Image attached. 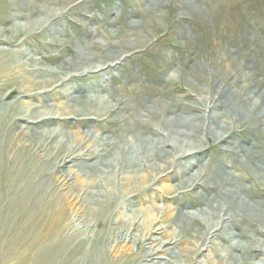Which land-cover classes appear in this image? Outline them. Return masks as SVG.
<instances>
[{"label": "rangeland", "instance_id": "374dc122", "mask_svg": "<svg viewBox=\"0 0 264 264\" xmlns=\"http://www.w3.org/2000/svg\"><path fill=\"white\" fill-rule=\"evenodd\" d=\"M2 32L11 38L5 40ZM109 49H119L123 56L112 63L106 55ZM40 60L42 64L38 66L63 65L73 73L102 64L104 69L100 72L76 76L75 80L72 77L67 86L46 93L49 96L46 104L57 106L72 98L69 87L82 83L90 85L85 93L96 101L114 105L116 111L108 116L107 123L95 119L90 127H82L92 130L95 141L104 137L130 147L134 143L132 139L147 136L160 126L159 120L171 114L173 102L181 103L191 114L200 113L201 99L216 101L227 88L238 105L251 97L258 100L253 114L256 115L258 109H264V0H0V91L8 95L0 103L2 128L10 127L12 106L42 105L45 99L40 93L33 92L32 96H22L17 91L10 93L14 88L7 90L2 86L7 76L1 73V67L19 70L29 64L34 67ZM247 94L251 97L243 100ZM227 108L224 103L219 110L213 109L215 114H225L224 120L233 125L225 141L213 140L202 129L192 131L188 138H203L205 151L194 165L202 169L201 161L210 157L211 165L205 171L211 176L183 199L192 210L198 211L206 207L217 213L224 205L228 210L220 213L226 219L209 239L200 241L199 246L206 249L197 262L180 256L169 257L168 264H202V261L248 264L236 261V255L247 252L248 248L264 249V123L256 116L252 118L256 122L250 119L252 124L232 119ZM179 111L180 108L176 110ZM103 122L109 128L98 131ZM59 124L65 131L78 129V125L67 120H60ZM248 147H252V155H247ZM21 152L24 161L41 167L13 169L31 183L48 189L44 199H52L54 205L44 209L0 208V264H38L41 255L47 257L46 264H146L142 255L147 241L143 238L151 231L152 218L158 216L162 221L174 217L169 216L176 205L172 204L176 201L172 198L174 193L169 194L163 184L183 180L180 159L167 167L158 182L133 190L124 187L129 182L125 183L122 172L111 176L109 173L111 179L101 170L93 172L94 179L88 186L105 191L104 178L109 179L114 183V196L105 199L103 208L89 207L85 197V205L89 207L86 211L79 209L76 200L59 187L61 173L54 170L52 158ZM82 161H76L78 166L73 168L85 177L88 171L79 168ZM224 169L233 170L230 171L238 176V182L243 186L248 184L250 191L241 190L234 198L222 194L218 186ZM99 183L103 186L98 188ZM83 192L80 196L84 197ZM242 201L245 205L238 207ZM174 227L171 226L170 232L178 234ZM123 234L128 244L119 250L115 241ZM181 238L174 250L196 245L193 237ZM249 262L264 264V254Z\"/></svg>", "mask_w": 264, "mask_h": 264}, {"label": "bare ground", "instance_id": "6f19581e", "mask_svg": "<svg viewBox=\"0 0 264 264\" xmlns=\"http://www.w3.org/2000/svg\"><path fill=\"white\" fill-rule=\"evenodd\" d=\"M2 37L5 40L11 38L9 34H4ZM85 48L88 50L90 49L88 46H85ZM106 55L108 59H111L112 63L115 62L113 59H119L123 56L119 49H109ZM41 61L42 60H40V62L36 61L37 63L34 67H29V65H31L29 64L28 67L19 70L18 68L8 70L5 66L1 67V73L6 74L7 76V80H5V84L2 86H5L6 89L11 87L14 88L11 92L9 91L10 93L17 91L23 93L22 96H32L34 93H40L45 100L42 105L39 104L41 106L33 103H30L26 107H22L21 105L12 106L9 110L13 114L10 119L11 124L9 129L5 128V131V129L0 126V208L44 209V207L54 205L52 199L48 201H45L44 199V196L48 194V189L44 187L42 188L41 184L31 183L26 179L24 174L16 172L13 169L17 167L21 169L39 165L31 161H24L22 157L24 153L21 152L22 150L25 152L27 151L28 154L36 155V153H41V155L47 156V158H52L54 160V170L61 173L59 176V187L64 191L65 195L68 194L70 197L72 196L73 200H76L75 204H79V209H86V211L89 209L90 205L100 208L105 207V199L114 194L112 190L114 183H110L109 179L107 180L104 178L105 191L100 192V190H96L95 187L88 186L91 179H94L93 172L96 173L101 170L108 175L106 178H110L112 174L114 175L117 172H122L124 175H122V178L125 180V183L129 182V184L127 186L124 185V187L133 190L135 188L145 187L146 185L149 186L158 182L159 179L161 180L162 174L167 167H172L173 163L180 159L179 170L182 173L180 174L182 175L183 180L177 184H163V187L169 191V194L172 195L174 193L172 198L176 201L172 202V204L176 203V205L171 209L172 213L169 215L174 217H166L168 219L162 221L161 218L158 219V216L152 218L150 225L151 231L143 238V241H147V243L145 244L146 252L142 255V258L146 264H168L166 260L170 259L169 257L175 258L184 256L192 260L198 259L206 249L205 247L199 246L200 241L205 239V237L209 239V236L213 235L214 232L219 229L218 226L226 219L224 216L225 214L220 212L225 211L226 208L224 205L221 206L220 210H217V213L211 212L210 208L208 209L206 207L202 211H198L192 210L190 206L183 201L184 195H187L189 191L199 189L197 187L200 185L201 181L211 176L210 172L206 173L205 171V169L208 168L207 165L212 161L210 157L201 161L204 163V168L196 169L194 165L198 158H200V160L202 159L201 156L205 151L203 149L205 146L203 138L199 136L192 140H189L188 138L192 131L202 129L206 130V132L209 133L210 138L213 140L217 142L225 141L228 135L232 133L233 125L224 120L223 115L225 114L220 116V112H217L220 114L218 115L215 114L216 112L214 111V108L217 107L219 110L224 103L228 105L227 109L232 114V119L235 118L236 120L250 121V119L256 116V118H259V120L264 123V109H258L259 112H256V115H253L260 102L254 97H251V94H247L243 100L247 97H251V99L246 102L242 101L243 104L240 102L238 105L232 97L234 95L230 88L222 90L223 94L218 97L216 101L211 102L206 98L205 100L201 99L200 102H198V104L202 106V112L200 113L191 114V112L187 111L185 109L186 107L182 106L181 103L173 102L171 104V114L159 120L160 126L149 132L147 136L132 139L134 143L130 147L128 144L120 146V144L118 145L104 137L102 141H95L91 129L82 130V127H90L89 124L93 123L95 119H102V121H106L107 123L108 116L116 111L114 105L112 106L108 103H104L101 100L96 101L95 98L91 97L88 93H85L88 88L90 89V85H81V83L79 86L73 83V86H68L72 89V98L66 102H60L57 106H54V104H46L49 97L46 95L48 91L66 84L72 77L74 79L76 76H84L88 73H95L98 71L100 72V70L104 69L102 64L99 63L96 66L87 67L82 71L73 73L67 66L63 65L49 67L44 66L47 65L44 63V65L38 66V63H41ZM96 90L98 92V89ZM7 96L6 93L0 91V103H2ZM229 99H231L233 103H230ZM165 106L170 105L165 103ZM179 108L180 111L177 113L176 110ZM74 119H78L80 122L77 124L75 121L73 122ZM253 119L251 121L256 122V120ZM60 120H67L68 123L78 125V129L65 131L62 124H59ZM51 125L55 126L51 127ZM69 126H71V124ZM108 128L107 124L104 125L103 122L102 128H99L98 131L103 130V132H105ZM97 138L98 137H95V139ZM94 141L96 144L98 143V145H95ZM255 142L257 141H254V143ZM51 148L56 151H51ZM251 148L252 147H248L245 149L247 155H252ZM126 149H128V151H126ZM110 155H112V157H110ZM251 158L253 159V157ZM78 160H83L79 166V168H81L80 171H88L85 177L79 173V170H74L73 168L78 166L76 162ZM217 164H219L218 161ZM43 166L44 165H42V167ZM230 170H225L224 177L219 181L218 188L223 192L222 194L228 195L229 198H234L241 193L239 192L241 190L250 191L248 184L247 186L240 184L237 179L238 176L236 177L231 172L233 170ZM109 173H111L110 176ZM168 179L171 180V177H168ZM131 181L132 185L130 183ZM102 184L99 183L97 187L99 188L103 186ZM81 191H84V197L80 196ZM18 195L20 197H18ZM85 197L88 199L89 207L87 204L85 205ZM243 205H245V201L240 202L238 207ZM250 206H253V204H250ZM251 210L256 211L254 207H251ZM214 219H216V221ZM171 226L176 227L173 228L174 231L178 229V234L176 232H170ZM154 233L160 235H154ZM166 233L170 234L167 235ZM163 234H166V236L161 238L160 236ZM125 235H119L115 241L119 250L126 246L125 244L127 242H125ZM181 236L185 238H195L196 245H185L178 250H174V246H177V244L179 245V242L182 239ZM154 242L155 244L152 245L151 243ZM233 247L234 246H232V248ZM251 249L252 248H248L246 249L247 252H242L236 255V261L253 264L249 261L254 257L257 258L258 255L260 256L261 254H264L263 248L256 247L252 249L253 251H250ZM40 257L38 264H46L48 260L47 257L44 255H41ZM202 264L206 263L202 261ZM256 264H261V262Z\"/></svg>", "mask_w": 264, "mask_h": 264}]
</instances>
